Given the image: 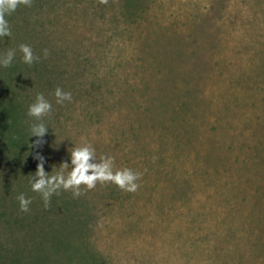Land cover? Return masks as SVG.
I'll list each match as a JSON object with an SVG mask.
<instances>
[{"label":"rangeland","instance_id":"rangeland-1","mask_svg":"<svg viewBox=\"0 0 264 264\" xmlns=\"http://www.w3.org/2000/svg\"><path fill=\"white\" fill-rule=\"evenodd\" d=\"M7 19L0 111L19 105L29 130L37 92L53 108L19 165L0 144V264H264V0H32ZM83 143L138 189L98 181L45 207L36 154L67 172Z\"/></svg>","mask_w":264,"mask_h":264},{"label":"clouds","instance_id":"clouds-1","mask_svg":"<svg viewBox=\"0 0 264 264\" xmlns=\"http://www.w3.org/2000/svg\"><path fill=\"white\" fill-rule=\"evenodd\" d=\"M32 0H0V37L11 36V27L7 16L11 15L20 5L31 6ZM101 3L105 0H100ZM19 51L22 53L21 59L24 63L31 65L38 60L32 50L31 45L20 43ZM48 50L44 49V54L47 55ZM16 55V49H7L0 53V68L9 67ZM57 104H64L65 101L72 100L70 90H64L57 86L53 93ZM52 103L49 101L43 92H37L34 100L28 105L27 115L33 117L34 120L29 126V136L35 135L36 139L32 141L35 145L44 143V135L49 130L44 117L50 116L52 112ZM70 164L71 169L65 172L69 162L63 161L59 164L58 170L50 174V171H45L44 156L40 153L36 154L38 163L35 173L29 179L31 190L38 192L41 195L44 206L48 207L51 196L58 194L61 189L71 190L72 195L77 197L80 195L81 185L91 189L96 186V183L110 181L116 184L119 188L135 192L138 187V180L142 175L139 171H134L131 168L123 167L114 169V158L111 155H102L97 161L95 148L90 143H83L79 146L71 148ZM19 208L21 211H29L31 198L26 197L23 192L17 195Z\"/></svg>","mask_w":264,"mask_h":264},{"label":"trees","instance_id":"trees-1","mask_svg":"<svg viewBox=\"0 0 264 264\" xmlns=\"http://www.w3.org/2000/svg\"><path fill=\"white\" fill-rule=\"evenodd\" d=\"M12 107V108H10ZM8 107H4L0 111V144L3 146H7L14 151L16 160L15 163L19 165L20 158L28 157L31 150L33 149V143L35 139L33 135L29 136V130L26 125H23V115L20 113L19 105H12ZM9 110L7 117L10 120H7L3 115ZM3 136L5 139L3 140ZM2 139V141H1ZM19 255H16L15 258H19ZM22 264H29L24 262Z\"/></svg>","mask_w":264,"mask_h":264}]
</instances>
